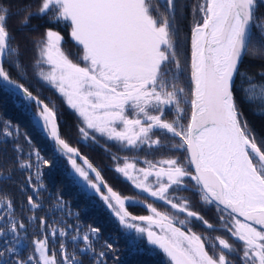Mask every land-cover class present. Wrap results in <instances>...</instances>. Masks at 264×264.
Here are the masks:
<instances>
[{
    "label": "snow or ice",
    "instance_id": "snow-or-ice-1",
    "mask_svg": "<svg viewBox=\"0 0 264 264\" xmlns=\"http://www.w3.org/2000/svg\"><path fill=\"white\" fill-rule=\"evenodd\" d=\"M191 11L190 58L184 68L177 51V0H38L34 9L29 2L15 12L11 0H0V92L19 100L33 127L52 142L54 157L44 159L25 133L29 147L25 158L17 141L19 126L0 122V143L13 141L14 168L29 173L20 191L30 188L33 194L26 196L21 210L26 207L32 213L27 219L38 220L40 232L28 242L29 254L22 256L25 241L20 233L26 225L17 218V204L3 187L11 181L12 169L0 165V264H107L108 253L116 251L107 240L105 250L97 251L99 228L83 231L79 225L50 224L36 216L44 188L40 165L50 167L57 157H66L68 175L82 191L98 196L117 219L130 251L140 252L145 241L169 264H264V135L251 127L236 95L239 91L246 104L259 101L252 112L264 116V81L255 82V75L264 76V64L255 75L242 68L246 56L264 61V0H197ZM13 15L19 17L21 30L33 17H46V24H63L69 30L79 49L75 61L62 46L61 32L46 27L33 42L37 56L30 67L77 115L80 141L99 143L100 137L123 149L147 146L181 153L144 159L145 167H139L135 157H123L122 164L121 157H111L118 175L171 211L114 190L61 135L55 105L12 78L10 69L21 79L28 74L8 27ZM169 113L171 119L166 118ZM180 192L215 207L218 228L232 242L193 231L194 221L218 229L193 210L191 196ZM135 204H143L149 214L134 215L129 207ZM56 207H64L60 198ZM67 239L73 242L71 252Z\"/></svg>",
    "mask_w": 264,
    "mask_h": 264
},
{
    "label": "trees",
    "instance_id": "trees-1",
    "mask_svg": "<svg viewBox=\"0 0 264 264\" xmlns=\"http://www.w3.org/2000/svg\"><path fill=\"white\" fill-rule=\"evenodd\" d=\"M31 2L33 9L35 8L38 0H11L12 10L15 12L18 8H21L25 3ZM197 0H177V25L178 32V57L182 67L187 68L190 58V25L192 21V5ZM19 17L13 15L8 20V27L12 30L15 37L14 43L18 42L21 49V61L28 67L27 77L21 79L14 69H10V74L13 79L18 80L19 83L28 87L34 95L39 96L45 101V103L51 102L55 105L58 113V119L60 122L61 135L69 142L73 147H77L80 152L86 156L89 161L101 172L104 180L113 187L114 190L120 192L121 195L139 198L145 201V203H151L158 210H163L166 207L159 201L148 197L147 195L140 193L129 182L125 181L114 171V161L111 159V152L118 149L114 145L108 147L101 145H92L80 141L77 133L78 119L75 114L68 108L59 94L46 85L42 81H39L32 72L30 67L31 62L37 56V49L34 47V40L38 39L44 34L46 27H53L60 31L64 36L63 48L66 53L74 61L77 59L78 47L74 44L69 36V30L63 25L46 24V17L44 19L33 17L29 25L22 30L18 25ZM243 67H247L249 72L256 74L261 68L264 61L252 60L246 56ZM264 81V76L255 75V82ZM181 84L187 85V74L181 77ZM247 84L245 83L244 86ZM240 86L239 79L237 80V87ZM238 102L244 112L245 118L248 120L251 127L259 134L264 135V116L254 115L252 108L259 107L258 103L246 104L241 99L239 91L236 93ZM32 111H36L35 104L31 105ZM187 113H190V106L185 105ZM166 118L171 119V114H167ZM11 121L13 125H18L20 129V135L17 138L18 143L23 147L25 158L29 147L25 141L24 134L26 133L32 140V144L41 153V156L47 160H53V145L52 142L45 138L44 134L38 129L33 127L29 120V116L25 114L20 107L19 100H16L9 95L0 92V122ZM186 122V121H185ZM2 128V125H0ZM160 135L159 132L156 133ZM2 139V138H0ZM162 139H165L162 137ZM6 148V152L3 151ZM117 151V150H116ZM115 153V152H114ZM181 153L169 152L165 148L143 149L142 155L155 161L168 155H180ZM13 141L10 139L5 145L0 143V165L3 168L12 169V178L6 184H3L4 189L14 198L17 204L16 215L18 219H21L25 225L26 230H21V237L24 238L25 244L20 246L21 255L26 257L30 252V242L33 238L40 235L38 229V220L28 221L27 217L32 213L25 207L21 210L20 205L26 206V196L32 195L31 189H26V192L20 191V186L25 183V177L29 174L27 170H16L13 165L14 159ZM33 168L31 173H36L37 161L35 157H32ZM0 168V171L3 170ZM70 171V165L67 164L66 157H57L55 163L52 166L40 165V172L42 173L40 182L43 183L44 188L40 190L39 202L42 204V208L36 210L37 217H45L50 224H55L57 221L67 222L73 225H79L83 231L88 230V226L96 227L100 229V238L96 241L95 247L97 251L105 250L103 248L104 242L107 240L112 243L116 251L114 253H108L107 264H169L163 254L156 250L151 249L145 241H141L142 250L140 252L130 251L128 244L126 243L125 230L119 226L117 219L111 214L99 197L91 195L88 192L81 190V185L73 181L72 177L68 175ZM182 196H191L193 210L200 212L214 226H217L216 231L205 228L203 225L197 222H193L191 225L193 231L209 236H216L220 234L218 225V213L215 207H206L201 205L199 198L192 195L189 192H181ZM60 198L63 202V209L56 207L57 199ZM164 206V207H163ZM129 211L134 215H148L149 212L143 204H135L129 207ZM71 212L72 215H68ZM56 226H62L57 224ZM67 246L69 252L73 250V242L67 239ZM76 243H81L77 241ZM58 247V245H57ZM113 257H118L114 259Z\"/></svg>",
    "mask_w": 264,
    "mask_h": 264
},
{
    "label": "rangeland",
    "instance_id": "rangeland-1",
    "mask_svg": "<svg viewBox=\"0 0 264 264\" xmlns=\"http://www.w3.org/2000/svg\"><path fill=\"white\" fill-rule=\"evenodd\" d=\"M56 30V29H55ZM62 34V33H61ZM63 46V45H62ZM45 68L47 69V66H45ZM47 85V84H46ZM247 86V85H246ZM245 86V87H246ZM53 89V88H52ZM55 90V89H54ZM56 91V90H55ZM57 92V91H56ZM58 93V92H57ZM59 94V93H58ZM59 96H60V94H59ZM61 97V96H60ZM62 99H63V97H61ZM63 101H64V99H63ZM65 102V101H64ZM256 103H258L259 104V106H260V102L258 101V102H256ZM66 104V103H65ZM67 105V104H66ZM69 108V107H68ZM70 109V108H69ZM71 110V109H70ZM72 111V110H71ZM73 112V111H72ZM74 113V112H73ZM75 114V113H74ZM75 116L77 117V115L75 114ZM77 119H78V117H77ZM78 122H79V119H78ZM98 140H99V143H92L91 141H88V142H85V143H89V144H92V145H101V146H105V147H108L109 145H114V146H116L118 149H115V150H113V148H112V151L111 150H108L109 152H111L110 154H111V156H113V155H116V156H119V157H121V160L119 161L121 164L123 163V157H129V158H132V157H135L136 158V162H137V164H138V166L139 167H145L146 165H144L143 164V161H144V159H148V160H151V159H149V158H147L146 156H144V155H142V152H143V149H147L148 147L147 146H144V147H142V148H140V149H123L118 143H116V142H114V141H107V140H105L104 138H100V137H98ZM84 142V141H83ZM109 148V147H108ZM117 150V151H116ZM115 152V153H114ZM79 162V161H78ZM113 166L115 167V162H114V164H113ZM120 176V175H119ZM122 178V177H121ZM123 179V178H122ZM130 184V183H129ZM131 185V184H130ZM132 186V185H131ZM133 187V186H132ZM137 190V189H136ZM137 191H139V190H137ZM89 194H91V195H94L91 191H89L88 192ZM141 193V192H140ZM143 194H145V195H147L146 193H143ZM178 195H181V192L180 193H178ZM96 196V195H95ZM148 196V195H147ZM98 197V196H97ZM130 197V196H129ZM148 197H150V196H148ZM151 198V197H150ZM160 203H162V205H164L166 208L165 209H161L160 211H171V209H170V207L168 206V205H165L163 202H161V201H159ZM163 206V207H164ZM194 222H197V223H200V222H198V221H194ZM201 224V223H200ZM202 225V224H201ZM158 231V230H157ZM220 231V234H219V236H223L224 238H226V239H230L229 237H228V234L226 233V232H224L223 230H219ZM230 242H232L231 241V239H230ZM150 247H151V249H156V250H158V251H160L159 249H157V248H155L154 246H151V245H149ZM238 246V245H237ZM161 252V251H160ZM162 253V252H161ZM163 254V253H162ZM163 258H165L166 259V261L169 263V261H168V258L163 254Z\"/></svg>",
    "mask_w": 264,
    "mask_h": 264
}]
</instances>
